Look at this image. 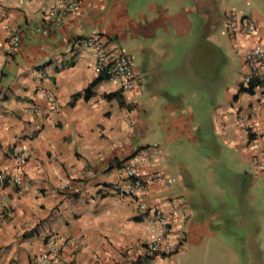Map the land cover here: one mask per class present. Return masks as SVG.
I'll return each mask as SVG.
<instances>
[{
	"label": "crops",
	"instance_id": "obj_1",
	"mask_svg": "<svg viewBox=\"0 0 264 264\" xmlns=\"http://www.w3.org/2000/svg\"><path fill=\"white\" fill-rule=\"evenodd\" d=\"M242 1L79 0L52 24L50 0H0V264H33L60 238L62 264H264V83L240 86L264 7ZM230 8L255 30L229 33ZM93 36L131 55V89L103 79L84 97ZM147 147L160 155L138 172L162 181L116 193ZM139 202L162 211L175 249L142 256L157 225Z\"/></svg>",
	"mask_w": 264,
	"mask_h": 264
},
{
	"label": "built area",
	"instance_id": "obj_2",
	"mask_svg": "<svg viewBox=\"0 0 264 264\" xmlns=\"http://www.w3.org/2000/svg\"><path fill=\"white\" fill-rule=\"evenodd\" d=\"M49 9L52 13V24H57L63 14L70 13L75 9L79 0H50ZM226 30L234 34L244 32L250 34L255 30V23L249 17L237 16L232 10L227 12L224 19ZM19 38L18 31L13 29L8 37V46L13 48L17 45ZM82 45L92 52L94 58V71L108 80H119L121 87L125 90L132 88L133 83V63L131 55L119 50L110 41L101 37L93 36L83 40ZM243 72L240 76V86L245 88L251 79L256 80V84L264 83V46L254 43L243 54ZM26 148L16 146L13 150V158L16 162H21L25 156ZM160 155V150L155 148H143L136 150L131 157L122 164L120 179L122 184H112L113 190L129 198H135L145 184L161 182L163 175L159 172L141 174L138 168L145 165L151 158ZM18 181V176H16ZM139 208L148 213L157 225V234L152 236L141 246L142 256L145 258L154 255L169 253L174 246L168 240L169 222L162 211L158 208H149L144 202H139ZM181 205L177 198L171 203V210L180 212ZM1 213V210H0ZM69 245L66 238L49 239L45 242L43 249L33 259V264H62L63 253Z\"/></svg>",
	"mask_w": 264,
	"mask_h": 264
},
{
	"label": "trees",
	"instance_id": "obj_3",
	"mask_svg": "<svg viewBox=\"0 0 264 264\" xmlns=\"http://www.w3.org/2000/svg\"><path fill=\"white\" fill-rule=\"evenodd\" d=\"M106 79L104 76L98 75L88 86L87 88L84 90V97H87L88 95H90L91 93V88L100 80ZM256 80L251 79L248 86L245 88H242L243 91L249 92L251 91L252 87H254V85H256ZM104 98L110 99V98H115L117 100V102L119 104L122 103L121 97H120V92L119 91H113V92H109L106 94H103Z\"/></svg>",
	"mask_w": 264,
	"mask_h": 264
},
{
	"label": "rangeland",
	"instance_id": "obj_4",
	"mask_svg": "<svg viewBox=\"0 0 264 264\" xmlns=\"http://www.w3.org/2000/svg\"><path fill=\"white\" fill-rule=\"evenodd\" d=\"M242 1V0H241ZM255 1H259V4L261 5V4H263V7H264V0H255ZM228 4H231V2L230 3H228ZM241 4L242 5H245L246 7H252V0H243L242 2H241ZM232 8H230V10H231ZM233 11H235L236 12V10H234V9H232ZM238 14H241V13H239V12H237ZM237 15V14H236Z\"/></svg>",
	"mask_w": 264,
	"mask_h": 264
}]
</instances>
